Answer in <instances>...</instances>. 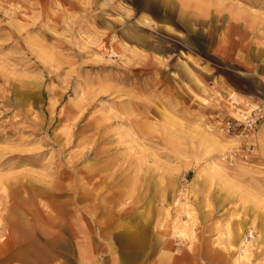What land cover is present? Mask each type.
<instances>
[{
    "label": "rangeland",
    "instance_id": "374dc122",
    "mask_svg": "<svg viewBox=\"0 0 264 264\" xmlns=\"http://www.w3.org/2000/svg\"><path fill=\"white\" fill-rule=\"evenodd\" d=\"M183 6L0 0V264H264V116L218 127L264 89L237 95Z\"/></svg>",
    "mask_w": 264,
    "mask_h": 264
},
{
    "label": "crops",
    "instance_id": "0c3cea01",
    "mask_svg": "<svg viewBox=\"0 0 264 264\" xmlns=\"http://www.w3.org/2000/svg\"><path fill=\"white\" fill-rule=\"evenodd\" d=\"M183 5L184 9L197 15L201 22V34H206L211 42V52L235 65L225 68L231 70V78L236 80L233 85L237 95L249 98L250 93L263 90L264 26L260 24L261 16L253 15L248 9L234 3L183 0ZM203 22L205 26L202 25ZM221 23L222 27H219ZM11 215V222L15 226L24 218L23 212ZM169 256L167 253L161 259L160 252L157 251V257L152 264H173L174 257ZM183 258L186 259V264H221L220 252L213 248L200 251L196 246H188Z\"/></svg>",
    "mask_w": 264,
    "mask_h": 264
},
{
    "label": "built area",
    "instance_id": "2783aa9c",
    "mask_svg": "<svg viewBox=\"0 0 264 264\" xmlns=\"http://www.w3.org/2000/svg\"><path fill=\"white\" fill-rule=\"evenodd\" d=\"M249 107L250 111H245L243 113V120H239L237 118H228L223 121H218L219 130L227 133H232L235 130L240 129L241 126H244L249 130H253L257 126L259 120L264 116V104H249ZM246 151L253 153L255 151V144L250 143L249 145H247Z\"/></svg>",
    "mask_w": 264,
    "mask_h": 264
},
{
    "label": "bare ground",
    "instance_id": "6f19581e",
    "mask_svg": "<svg viewBox=\"0 0 264 264\" xmlns=\"http://www.w3.org/2000/svg\"><path fill=\"white\" fill-rule=\"evenodd\" d=\"M242 120V119H241Z\"/></svg>",
    "mask_w": 264,
    "mask_h": 264
}]
</instances>
